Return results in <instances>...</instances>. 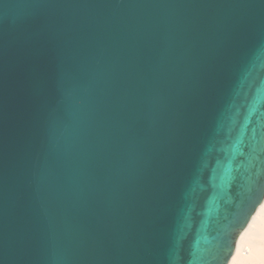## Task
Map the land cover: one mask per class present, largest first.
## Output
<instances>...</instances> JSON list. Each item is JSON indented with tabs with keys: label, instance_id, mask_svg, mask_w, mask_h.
I'll use <instances>...</instances> for the list:
<instances>
[{
	"label": "water",
	"instance_id": "1",
	"mask_svg": "<svg viewBox=\"0 0 264 264\" xmlns=\"http://www.w3.org/2000/svg\"><path fill=\"white\" fill-rule=\"evenodd\" d=\"M264 202V0H0V264H229Z\"/></svg>",
	"mask_w": 264,
	"mask_h": 264
},
{
	"label": "bare ground",
	"instance_id": "2",
	"mask_svg": "<svg viewBox=\"0 0 264 264\" xmlns=\"http://www.w3.org/2000/svg\"><path fill=\"white\" fill-rule=\"evenodd\" d=\"M229 264H264V202L239 236Z\"/></svg>",
	"mask_w": 264,
	"mask_h": 264
}]
</instances>
